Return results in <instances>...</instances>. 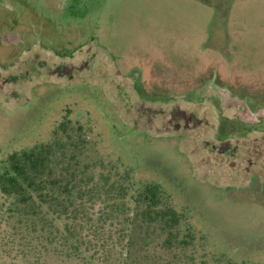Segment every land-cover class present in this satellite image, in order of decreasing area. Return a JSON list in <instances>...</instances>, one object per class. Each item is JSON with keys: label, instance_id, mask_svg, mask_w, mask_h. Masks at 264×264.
I'll list each match as a JSON object with an SVG mask.
<instances>
[{"label": "rangeland", "instance_id": "rangeland-1", "mask_svg": "<svg viewBox=\"0 0 264 264\" xmlns=\"http://www.w3.org/2000/svg\"><path fill=\"white\" fill-rule=\"evenodd\" d=\"M26 1L24 28L9 27L10 17L0 8V37L17 31L24 46L30 34L35 55L15 59L9 55L14 45L0 38V85L11 83L0 91V173L12 153L51 142L69 120L71 135L78 137L77 127H83L85 163L97 172L130 169L135 188L159 186L183 215V230L196 236L187 253L195 260L187 258L186 264H264V135L243 140L233 167L235 156L206 152L198 138L171 129L169 121L181 117H170L171 106L161 103L180 99L184 111L182 99H200L198 90L223 62L224 73L235 74L232 90L240 91L239 82L248 84L257 93L254 102L264 106V0ZM40 39L46 58L36 56ZM213 43L227 45L230 62L214 54ZM94 44L110 55L97 48L94 56L87 53ZM44 61L46 75L39 67ZM64 67H73V84L51 74ZM43 77L48 80L42 86L32 87ZM9 87L19 93L15 98L6 92ZM224 118L222 138L246 128ZM248 156L257 176L250 187L237 189L239 165L247 167Z\"/></svg>", "mask_w": 264, "mask_h": 264}, {"label": "trees", "instance_id": "trees-1", "mask_svg": "<svg viewBox=\"0 0 264 264\" xmlns=\"http://www.w3.org/2000/svg\"><path fill=\"white\" fill-rule=\"evenodd\" d=\"M70 125L63 121L51 142L16 151L6 161L0 173V264H186L194 259L187 253L196 236L183 230L185 218L160 187L135 188L128 168L97 172L83 160L88 144L83 127L75 137ZM232 146L221 154L232 155ZM231 176L234 181L235 173ZM161 252L172 257L165 260Z\"/></svg>", "mask_w": 264, "mask_h": 264}, {"label": "flooded vegetation", "instance_id": "flooded-vegetation-1", "mask_svg": "<svg viewBox=\"0 0 264 264\" xmlns=\"http://www.w3.org/2000/svg\"><path fill=\"white\" fill-rule=\"evenodd\" d=\"M0 8H3L10 17L9 27L15 25H20L23 28L26 27L24 25L29 22V18L27 19L25 15L30 10V4H28L26 0H0ZM21 37L22 35L19 34V32L16 31L11 33L8 30L3 32L0 38L2 43H5L7 45H14H9L13 47H11L9 55H12L14 58L19 57V55L21 54H23L22 57H34L35 55L33 56L31 54L32 46L29 44L31 39L30 34L29 36H24L25 38L23 37L24 46L19 45V40H21ZM40 44V52L36 56L43 55L44 58H46L47 56L44 55L45 47H42L41 39ZM213 44L214 45H212L211 49L213 50L214 54L217 53L221 58L225 57V59H228L230 62V52H225L223 50L227 45L224 46L223 44ZM15 45H19V47ZM26 45L27 49L25 48ZM96 48L100 50L102 49L101 51H104L107 55H110V52L105 47L102 48L99 44H94V47L89 46V48L87 49V53H92V55L94 56ZM217 64L220 69L222 68L221 73L219 71L220 69L217 67L216 72L213 73L212 71L208 78H206L203 85L200 87V90H198V92H203V94L200 95V99H192L189 96H186L184 97V99H182L183 104L186 106V109L184 111L180 109L181 106L177 103L180 99L169 102L161 101V103H165L168 106H171V111L170 113H168L170 117L175 116L176 113L179 117H181L177 123H175L173 119L169 121L171 129L178 131L182 129L188 134V136L191 135L198 138L202 141L203 148L206 152H218L221 154V152L229 148V146L232 144V155L235 156V160L232 162L234 167L235 165H237V161L241 157L240 150L243 148V140L248 139V141H250L256 135V133L264 135V106H262V102H259L258 100L254 102L257 93H255L254 89H252L251 86L247 87L248 84L242 85V83L239 82L236 88H238L240 91L236 92L232 90L231 85L233 86V84H235L234 80L236 82V78L234 76L235 74L233 73L234 75H231L229 72L224 73L223 62L220 65L219 63ZM85 65L86 63H84L83 66ZM10 67H12L11 64L8 65V68ZM39 67L40 69H45L42 73L46 75V62H40ZM226 68L228 69V71H230L229 65H227ZM9 70H12V68H10ZM73 72V67H64L63 69L57 70V73L53 74V72H51V74L55 75L59 80H62V82H64V80H67L70 81L71 84H73ZM2 74L3 73L0 72V77L2 76ZM10 74L13 75L14 73ZM224 74H226V77L224 76ZM22 77L24 76L20 75V80L22 79ZM223 78H226L225 81L223 80ZM46 80L48 79L43 77V79H40V82L38 81L39 83L35 82L34 86L32 87L42 86L44 82H46ZM4 82L5 84L0 85V91L4 88L5 85H11V83H7L6 79L3 81V83ZM6 92H9V96L11 98H15V95L19 94L17 91L11 89L10 87L7 88ZM17 99L20 100V97H17ZM6 100L10 101L8 98ZM208 107L209 110H207ZM205 108L206 110H204ZM158 111L160 110L158 109L157 112ZM222 115L226 119L234 121L237 120L239 123L243 122L241 124H244L246 128H244L243 132L240 135L222 138L220 136ZM258 127H261V129L263 130L262 133L256 130V128ZM204 129L211 130V137H209L210 140H208L209 138L207 137V135H201V130ZM142 132L145 131L142 130ZM189 157L191 156L189 155ZM243 160H245L247 167L241 168L239 165L238 174L235 179L236 182H234L235 185L237 184L235 186L237 187V189L241 185H244L246 188L250 187L257 176L255 170L253 169L255 161L254 158L252 156H248L243 157ZM232 169L235 171L234 168Z\"/></svg>", "mask_w": 264, "mask_h": 264}]
</instances>
